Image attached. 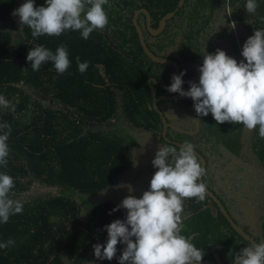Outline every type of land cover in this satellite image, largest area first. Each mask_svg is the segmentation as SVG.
Listing matches in <instances>:
<instances>
[{
  "label": "trees",
  "instance_id": "1",
  "mask_svg": "<svg viewBox=\"0 0 264 264\" xmlns=\"http://www.w3.org/2000/svg\"><path fill=\"white\" fill-rule=\"evenodd\" d=\"M178 1L109 0L104 6L107 27L85 40L78 31L33 39L31 30L12 14L25 0H0V95L15 105V111L0 107V123L12 129L8 164L0 172L14 179L10 198L23 203L22 213L0 223V243L15 241L14 246L0 248V264H119L125 244H117L112 260L97 259L93 245L106 243L105 225L125 220L127 210L112 211L119 204L110 198L82 209L75 195L97 192L127 176L139 160L135 153L146 147L147 132L159 148L179 149L162 135L148 82L154 77L158 95L172 94L166 86L176 68L145 53L133 24L135 10L146 8L157 28ZM44 3L35 0V6ZM257 3L255 15L249 17L246 0H184L158 34L147 28L145 13L139 14L138 22L154 53L180 62L185 73L182 87L189 88V82H199L204 52L219 48L237 62L245 59L241 52L246 39L264 29V0ZM233 21L235 29L230 27ZM61 44L71 61L64 74H58L50 61L39 71L31 69L26 59L30 48L44 46L55 52ZM76 57L88 62L84 73L78 71ZM159 107L173 125L170 139L192 143L205 157V184L260 242L264 139L258 127L249 131L241 124H217L211 113L198 116L188 97L161 101ZM183 210L181 234L204 251L201 264H233L234 254L251 244L209 195L202 202L185 199Z\"/></svg>",
  "mask_w": 264,
  "mask_h": 264
},
{
  "label": "clouds",
  "instance_id": "2",
  "mask_svg": "<svg viewBox=\"0 0 264 264\" xmlns=\"http://www.w3.org/2000/svg\"><path fill=\"white\" fill-rule=\"evenodd\" d=\"M108 4L109 0H45L44 5L35 6V0H25L12 14L31 30L33 39L78 31L87 40L94 31L107 27L109 18L104 6ZM257 8V0H246L244 9L249 17L255 15ZM246 23H251V19ZM230 27L235 29L234 21ZM241 55L245 59L237 62L219 48L214 53L204 52L198 84L189 82L185 91L182 71L179 75L173 74L166 90L191 98L198 116L211 113L217 124H241L249 131L258 127V135L264 139V29L255 30L246 39ZM26 59L34 72L50 61L58 74H64L71 64L63 44L55 52L44 46L30 48ZM76 63L80 73L87 70V61L81 62L76 57ZM0 107L15 111V105L2 95ZM11 131L10 124L0 123V167L4 168L8 164L7 141ZM152 164L157 170L149 189L140 198L125 197L112 210L127 209L126 219L105 225L108 239L104 244L93 245L94 255L100 260H112L117 244L123 243L126 247L119 264H201L204 251L192 244L191 237L181 234L183 201L196 198L197 202H202L206 198V185L198 183L204 169L194 145L185 141L179 149L160 146ZM14 187L13 177L0 172V223H7L10 216L23 211V203L10 198ZM128 187L131 191V186ZM14 244L9 238L0 243V248ZM233 264H264V241L240 249L233 256Z\"/></svg>",
  "mask_w": 264,
  "mask_h": 264
},
{
  "label": "water",
  "instance_id": "3",
  "mask_svg": "<svg viewBox=\"0 0 264 264\" xmlns=\"http://www.w3.org/2000/svg\"><path fill=\"white\" fill-rule=\"evenodd\" d=\"M184 0H179L176 7H175V10L165 14L161 20L159 21V25L157 28H154L153 25H152V17H151V13L149 12L148 9L146 8H139V9H136L135 12H134V15H133V24L134 26L136 27L137 31H138V34H139V39H140V42H141V45H142V48L143 50L145 51V53L154 61L156 62H159V63H163V64H170V65H174L176 70L174 72V74H177L179 75L181 73V64L179 61L173 59V58H166V57H161V56H158L156 53H154L147 40H146V36H145V32H144V29L142 28L141 25H139V22H138V17H139V14L140 13H145V16H146V26L147 28L149 29V31L153 34H158L160 32L163 31L164 27H165V23H166V20L171 18L172 16L175 15V12L181 7V5L183 4ZM173 77V75H172ZM172 77L170 79V84L172 83ZM152 81H156V78L152 77L149 79V84L151 86V92H152V95L154 96V99H153V108L159 113L160 117H161V121L163 123V128H162V135L164 137V139L170 143H173L177 146H180L182 145L183 143L181 142H177V141H173L170 139V137L168 136V131H169V128L172 125V123H170L167 119V117L165 116L164 112L160 109L159 107V103L161 101H164V100H169V101H174V100H182V99H185L187 97H182L180 96L178 93H172V94H163V95H158V88L152 84ZM185 91L188 90L187 87H182ZM195 153L201 163V166L202 168L204 169L205 165H206V159L205 157L197 150H195ZM199 182H202L205 184L204 180H203V175L202 177L200 178V180L198 181ZM206 185V184H205ZM206 194L209 195L212 199H214L218 204L219 206L221 207L224 215L226 216V218L228 219V221L230 222V224L234 227V230L236 232H238L241 236H243L246 240L250 241L251 243H259V241H257L250 233H248L244 227H242L238 222L237 220L232 216V214L230 213V211L228 210L227 206L224 204V202L222 201V199L214 192L212 191L207 185H206ZM261 241H264V238L262 237L261 238ZM260 241V242H261Z\"/></svg>",
  "mask_w": 264,
  "mask_h": 264
},
{
  "label": "rangeland",
  "instance_id": "4",
  "mask_svg": "<svg viewBox=\"0 0 264 264\" xmlns=\"http://www.w3.org/2000/svg\"><path fill=\"white\" fill-rule=\"evenodd\" d=\"M176 127V126H175ZM178 128V127H177ZM147 143L144 148L138 150L135 154L139 155V160L134 165L127 176L121 177L116 185L109 186L105 189L93 193H77L75 197L78 199L82 209H87L92 203L110 198L117 204H121L122 200L129 196L140 198L144 191L150 187L151 178L155 172L152 160L155 157L156 151L159 149L154 137L147 132ZM131 186V191L128 186ZM127 210V209H126ZM186 216V211L183 210L182 219ZM71 264V263H69ZM94 264V263H89ZM203 264H212L205 262Z\"/></svg>",
  "mask_w": 264,
  "mask_h": 264
}]
</instances>
